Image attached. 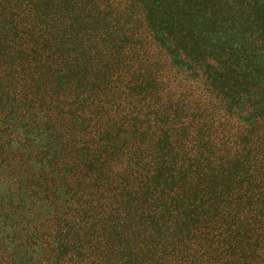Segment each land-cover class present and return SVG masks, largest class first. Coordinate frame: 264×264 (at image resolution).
I'll return each instance as SVG.
<instances>
[{"label": "trees", "instance_id": "obj_1", "mask_svg": "<svg viewBox=\"0 0 264 264\" xmlns=\"http://www.w3.org/2000/svg\"><path fill=\"white\" fill-rule=\"evenodd\" d=\"M0 264H264V0H0Z\"/></svg>", "mask_w": 264, "mask_h": 264}]
</instances>
